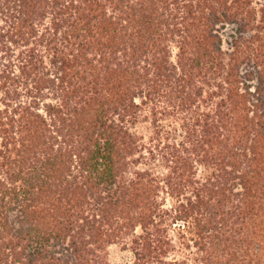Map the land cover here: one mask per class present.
<instances>
[{"label":"trees","instance_id":"trees-1","mask_svg":"<svg viewBox=\"0 0 264 264\" xmlns=\"http://www.w3.org/2000/svg\"><path fill=\"white\" fill-rule=\"evenodd\" d=\"M143 105L183 114L149 150L165 178L129 172ZM169 217L192 264H264V0H0V264H108L127 237L135 264H191Z\"/></svg>","mask_w":264,"mask_h":264},{"label":"rangeland","instance_id":"rangeland-1","mask_svg":"<svg viewBox=\"0 0 264 264\" xmlns=\"http://www.w3.org/2000/svg\"><path fill=\"white\" fill-rule=\"evenodd\" d=\"M231 41L230 33L224 36L223 47L225 50H232ZM177 52V48L174 47L172 50L173 61L177 60ZM207 88L208 86L206 85L205 89ZM140 100V98H136L137 102H140ZM182 116L183 114L173 107H168L167 109L157 108L154 111L153 107L149 108L148 105H143L138 116L126 122L130 131L135 135L141 150V152L132 157L129 172H133L136 169L150 168L161 178L169 175L168 159H164L161 154L153 159V154H150L149 150L155 148L156 145L161 149L165 143L167 145V143L178 144L185 142L186 133L182 126ZM194 164L198 180L213 177V168L206 164H201L197 160L194 161ZM170 190L169 187H164L160 193V200L164 204V208L173 209L181 201H185L186 194L184 191L173 194L170 193ZM165 223L168 230L167 236L171 240L167 259L187 260L192 264L197 258V247L195 245L197 235L191 220L184 221L169 217ZM139 232H141V228L138 227L137 233ZM126 240V242L112 244L105 250L104 256L108 264H135V254L130 247V237H127Z\"/></svg>","mask_w":264,"mask_h":264}]
</instances>
